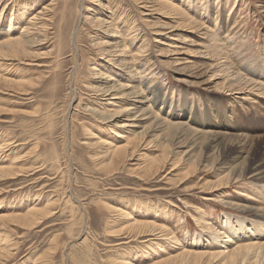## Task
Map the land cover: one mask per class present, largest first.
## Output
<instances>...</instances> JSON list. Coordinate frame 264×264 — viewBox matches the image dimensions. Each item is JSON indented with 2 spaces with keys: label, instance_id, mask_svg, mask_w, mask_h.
<instances>
[{
  "label": "rangeland",
  "instance_id": "rangeland-1",
  "mask_svg": "<svg viewBox=\"0 0 264 264\" xmlns=\"http://www.w3.org/2000/svg\"><path fill=\"white\" fill-rule=\"evenodd\" d=\"M51 1L0 0V11H2L0 41L3 38L1 34L8 29L11 16L17 21V24H15L16 21L14 24L12 22L11 27L13 28L14 26V29L19 31V20L23 18V22H26L33 12H40L41 8L50 4ZM73 1V4L71 2L70 4L62 5L59 0V5L56 4L53 30L48 31V40L39 38L40 41L33 46L38 53L36 61L30 62L27 60L17 65L16 62L0 58V75L7 72L6 77L15 81L21 80V76H23V80L34 82V85L27 87L29 94L18 100H14L16 99L15 97L0 94V112L2 113L0 115V140L2 138H10L13 142H11L13 146L10 152H15L19 157H23L24 154L28 156V153L31 154L33 151V155L28 156L30 160L25 166L28 165V168L31 166V169L36 166L39 167V170L24 174L18 180L0 183V213H12L17 209L23 211L28 205L36 202L37 199L39 200L37 203L40 204L41 202V206H44L43 204L46 203L49 195L58 201V207L54 205V210L52 209L54 214L44 220L45 223H43L44 221L39 223L37 228L29 230L20 226L0 227V243L5 245L4 240L1 239L4 236L6 237L5 239L11 240L10 244L13 243L14 245L10 253L12 255L9 259L7 258L3 262L0 261V264H33L32 261L36 258L44 257L45 254H48L44 257L48 264H112L110 261L117 259L130 262L131 264H151L150 260L156 258L157 254L159 255L164 250L169 249V252L173 253L174 251H170V249L178 247V240L185 245V241H188L189 244L192 241L191 239L197 235H207L208 232L206 230L203 231L202 221H209L210 225H213L215 229H219L220 223L224 220V215L244 217L239 216L240 213L233 207L221 203V200L225 199L232 203H238L248 200L246 194H257L256 188L259 184L248 179L249 176L246 177L247 180L244 178L241 183H231L221 191L213 192L210 187H204V183L210 184L214 182L217 179L215 176L216 172L207 171L209 169H200L189 178L190 180L186 184L187 188H191L196 183H200L197 186L198 188L181 193L183 188H177L175 183L182 178V171L177 173L178 177L176 179L168 176L170 180L166 183L164 182L165 180H161L165 172L158 174L157 178L154 179H152L153 177H150L149 180L138 179L140 177L128 172V169L131 168H127L126 164L116 165L114 171L111 172L104 169H99L98 171L95 167V162L89 157L91 151L87 148L86 143L90 142L93 135L101 133L98 129L101 126L97 121L98 116L96 113L85 112L84 110V106L88 102L87 98H91L88 97L91 94L87 90L82 89V84L84 77L88 76L89 66L87 63L93 62L98 57L96 55V53L99 54L97 49L101 50L103 48L102 42L115 41L116 38L113 35L115 33H106L103 32L104 30H100V32L95 24H89V17L93 18L94 11L95 13H105L96 0ZM99 1L106 3L107 0ZM112 1L111 5L118 11L117 14L124 11L128 20L136 21L137 31L135 28L129 33L130 36L134 33L133 35L137 38L138 42L133 39L136 42V46L141 44L143 40L147 41V45L149 44L147 57L149 61L147 64L150 66L149 71L153 72L154 75H148L147 80L149 79L148 81L151 83L150 87H155L159 90L162 97L161 100L167 99L172 106H176V110L172 109L174 112L181 113L184 110L189 111L191 109V111L194 110L193 113L196 115L206 116V125L221 116L220 111L223 107L232 108L236 112L238 117L236 119L239 124L249 133L248 137L254 140L252 148L254 149L255 159L263 157V78H253L257 79V82L260 81L257 84L259 88L257 87L256 90V87L252 85L249 87L238 86L232 83L234 80H231V78H229L228 83L224 82L222 75L217 70L209 72V75H204V68L208 67L207 69H209V64L215 65L214 62L209 61L210 51L206 54L208 49L201 47L203 42L204 45L208 44L207 32L205 33L206 35H200L197 28H195V31V29H191L184 22L183 17L175 16L174 13L165 10L157 11L161 9L159 6L154 7L156 10L153 11L154 15L151 19L143 21V17L140 15L142 10L138 9L131 0ZM166 1L178 2L180 5L184 4V8L186 6V3H182L181 0ZM191 3L190 10L192 12H188L189 16H193L194 19L196 17L195 13H201L199 8H201L200 3H203V16L210 19L209 22L206 19H203V21L205 24L207 23V26H210L216 36V40H218L214 42L215 45H210L213 41L208 44L209 46H214L213 48L217 50L214 53L212 51L211 54L217 55L216 52L225 53L229 57V64L231 63L233 69L242 71L241 73L246 76L254 72L262 73L264 71V13L261 11L264 9V0H191ZM70 8H78L76 12L74 11L75 13L73 12L74 15H77L74 17L75 20L69 19ZM23 10L26 13L29 12L25 17L21 15ZM156 17L160 18V20H155ZM87 18L88 20H86ZM211 19L218 22L215 28V22H212ZM145 22H149L147 23L149 26H146ZM150 22H155L157 24L155 25L156 27L154 25L150 26ZM226 24L229 25L228 28H225ZM233 25H235V28ZM168 26H178L180 29L171 32L167 29ZM226 29H230V33L236 34L234 38L230 33H226ZM61 30H68V45L70 43V47H64L62 50L59 45V41L63 39L62 33L60 34ZM73 31L78 36H75ZM156 31L159 33L158 36L155 34ZM61 35L62 37L60 38ZM119 35L121 36V34ZM230 37L233 39L228 42L231 39ZM154 39L157 42L154 43ZM168 42L171 44L177 42V45L175 44L177 49L181 48L176 52L178 54L177 59H179L177 64L184 66L183 59H187L186 61L189 60L188 62L191 63L184 66L185 71L182 72L183 74L180 77L170 68L171 66L167 67L163 63L164 60H166L165 63L171 62L168 59L169 57H165L169 53H165L164 57L162 56L165 50L173 49L165 46ZM96 43L99 44L95 45ZM220 46L224 47V49ZM69 51H74L73 60H71L72 53H69ZM193 61L198 63L195 64ZM23 64H28V66ZM36 64H39V67H36ZM73 65H77L78 69L81 67L80 77L83 79H76L72 84L69 82L67 75L72 71ZM55 66L56 73L49 74L48 71L55 68ZM147 73L148 71H145V74ZM130 76L128 75L127 77ZM150 76L152 79L149 78ZM251 77L254 76L252 75ZM58 79L59 83L55 86L54 82L55 80L58 81ZM134 85L135 83L131 85L129 93L137 91V86L134 87ZM260 88H263L262 92L258 91L261 90ZM239 89L243 91L239 92ZM12 99L16 101V104L12 105L9 103L10 100L13 101ZM5 100L8 101L5 102ZM152 109L155 110L156 108ZM13 110L17 113H9V111ZM191 111L189 113L193 116L194 114ZM47 116H49L50 120L46 119ZM184 117L187 118L188 114L184 115ZM209 124L213 126L212 123ZM206 125H203V127L206 128ZM191 128L196 129L198 127L191 126ZM214 128L219 129L216 125ZM27 151L29 152L27 153ZM158 154L159 151L151 155L155 156ZM56 156L58 160H55ZM7 158L10 157L8 156ZM36 158L38 161L35 162L34 159ZM57 168L59 169L57 170ZM249 180L250 182H248ZM201 188H204L202 193H200ZM218 197L220 201L217 200ZM254 200L252 201L254 205L261 206L260 209L263 208L262 210H264V199L263 201ZM113 205L120 207L135 206L134 217L139 220L149 219L148 221L155 222V224L166 226L173 238L175 237L174 240H177L176 245L172 242L170 246L159 243L161 249L158 248V250L160 252L158 251L157 254L151 255L149 248H146L147 245L144 246L145 244L143 245L142 242L146 241V238L133 240L131 236L129 237L124 232L117 234V236L110 234L107 229L109 228V217H111V214L106 209V206ZM196 208H199L200 211L195 212L194 209ZM190 214L196 220H200V224H196L195 220L191 219ZM2 232L6 234L4 235ZM51 240L55 244H52ZM205 244L207 243L205 242ZM187 248L192 249L189 246Z\"/></svg>",
  "mask_w": 264,
  "mask_h": 264
},
{
  "label": "bare ground",
  "instance_id": "bare-ground-1",
  "mask_svg": "<svg viewBox=\"0 0 264 264\" xmlns=\"http://www.w3.org/2000/svg\"><path fill=\"white\" fill-rule=\"evenodd\" d=\"M60 1L62 5H67L71 2L72 4L74 3L73 0ZM111 1L112 0H107L106 3H104L103 1L100 2L99 0H96L99 7L101 6L105 13H95L94 11L93 18L89 17V24H95V26L99 28L98 31L104 30L103 32L106 33H115L113 35L116 40H108L107 42H102L103 48L101 50L97 49L99 54L96 53V55L98 57L93 60V62L90 61L87 63L89 66L88 76L84 77V82L82 84V89L87 90L91 94L88 96L91 98H87L88 102L87 105L84 106V110L85 112L96 113L98 116L97 121L101 126L98 128L99 132L101 133L93 135L90 139V142L86 143L87 148L91 151V155H89V157L92 161L95 162V167L98 169V171L99 169H104L111 172L114 171V167L116 165L126 164L127 168H131L128 169V172L140 177L138 179L149 180L150 177H153L152 179H154L157 178L156 176L158 174L165 172L164 176L161 178V180H165V183L170 180L169 178L171 176L176 179L178 177L177 173L182 171V178H180L175 183V185L177 184V188H183L181 193L198 188L197 186L200 183H196V185L192 186L191 188H187L186 184L188 180H190L189 178L196 174L200 169H209L207 171L216 172L215 176L217 179L214 182H211L210 184H207V182L204 183V187H210L213 192L221 191L223 188L228 187V185H230L231 183H241V181L244 178L246 179V177L248 176V179L255 183H258L259 185L256 188L257 194H246L248 200H245L243 202L232 203L225 199L221 200V203H225V205L233 207L240 213L239 216L244 217L224 215V220L220 223L219 229H215L213 225H210L208 223L209 221L205 222V220L203 219L204 221H202V228L204 229L203 231L206 230L208 234L205 236L197 235L196 237H193L191 239V243L189 244L188 241H185L186 247L185 245H183L182 241L178 240V247H173L172 249H170V251H174L173 253L169 252V249H166V251L164 250V252L159 253V255L157 254V252L159 251L158 248H160L159 243L167 244L170 246L172 243L175 244L177 240H174L175 237L173 238L172 234L169 233V229L166 226L155 224V222L153 223L152 221H148L149 219L139 220L137 219V217H134L133 213L136 211L135 206H126L127 208L114 205L106 206V209L111 214V217H109L110 221L107 231L110 234H114L115 236H117V234L119 233H127L133 240H143L144 238H146V241H142L143 245H147L146 248H149L151 255L157 254L156 258H152L150 260L151 264H264V210H262L263 208L260 209L261 206H255L252 202L255 201L254 199H256V201H263L264 199V156L259 159H255L254 149L252 148L254 140L248 137L249 133L241 124H239L236 119L238 118L236 112L232 110V108L223 107L220 111L221 116L217 117L218 121L215 119L214 122H209L213 124L212 126L209 123H207V125L205 124V120H207L206 116L196 115L195 113H193L194 110L191 111V109L189 111L194 114L193 116L187 110H184L181 113L174 112L172 109L176 110V106H172L170 101H167V99L161 100L162 97L159 90L155 87H150L151 83L148 81L149 79L147 80L148 75H154L153 72L149 71L150 66H148L147 64L149 61V59H147L149 44L147 45V41L143 40L141 44L136 46L135 41H137V38L133 35L134 33L132 34V36L129 35L130 31H132L133 29L136 28L137 31L138 26L136 24V21L128 20L127 14L124 11L123 13L117 14L118 11L112 7ZM131 1L138 9L142 10L140 11V15L143 17V21L151 19L154 15L153 11L156 10L154 9V7L159 6L161 9H158L157 11L165 10L167 12L169 11L171 13H174L175 16L179 15L183 17L182 19L184 20V22L187 23L191 29L197 28L200 35H206L205 33L207 32L206 37L209 39L207 40L208 44L213 41L210 45H215L214 42L218 41L216 40V36L210 26H207V23L205 24V22L203 21V19H206L208 22L210 21L209 18L203 16V3H200L201 8H199V10L201 9V13H195L196 17L194 16L195 18L193 19V16L188 15V12H192V10H190V6L192 5L191 0H181L182 3H186L187 7L185 6V8L184 4L180 5L178 4V2H168L166 0ZM58 2L59 0H52L50 4L41 8L40 12H33L28 17V20L26 22H23V18L19 20V31H16L14 29V26L13 28L11 27L12 22L14 24L16 21L15 18L11 16L9 19L7 31L1 34V36L3 35V38L0 41V58L16 62L17 65L27 60L30 62L36 61L38 59V53L36 52V50H34L33 46L40 41L39 38L48 40L47 38L49 34L47 33L48 31L53 30L52 27L54 11L55 6L59 5ZM260 2L262 3V1ZM77 9L78 8H70L69 19L75 20L74 17H76L77 15H74V13ZM261 11H263L264 13V9ZM25 13L26 12H24L23 10L21 14L23 15L22 17H25L29 12L26 14ZM1 14L2 11H0V20ZM86 20H88V18ZM155 20H160V18L156 17ZM211 21L215 22V28L218 24L217 20L211 19ZM145 23L146 26H149V24H147L149 22ZM150 23V26L157 25L155 24V22ZM15 24H17V21ZM228 26L229 25L226 24L225 28H228ZM233 27L235 28V25H233ZM167 29L172 32L177 31L178 29H180V27L168 26ZM225 31L228 34L230 33V29H226ZM61 33L63 35V39L59 41V45L62 50L64 47H70V43L68 45V30H61L60 34ZM74 33L76 36V32ZM119 34H121V36ZM155 34L158 36V31H156ZM230 34L233 35V38L236 35L235 33ZM62 35L60 36V38L62 37ZM57 37L59 36L57 35ZM233 38L228 40V42H230ZM133 39H135V41ZM167 39H169V37H167ZM153 41L154 43L157 42L156 39H154ZM177 42L172 44L168 42V44H166L165 46L168 48L171 47L173 49L165 50L162 56L164 57L165 53H169V55L165 57H169L168 59L171 60V62L165 63L166 60L163 59V63L164 65H167V67L171 66L170 68L173 69L174 72H176V74L180 77V75L183 74L182 72L185 71L184 66L191 63L188 62L189 60L186 61L187 59H183L184 66L177 64V62H179V59H177L178 54L176 52L181 49L180 47L179 49H177ZM98 44L99 43H96L95 45ZM208 44L204 45L203 42V45L201 43V47L206 50L208 49L206 54H208V51H210L209 61L214 62L215 65L209 64V69H207L208 67L204 68L203 66L205 71L204 75L217 70V72L222 75V80L224 82L228 83L229 78H231V80H234V82L232 83H235L238 86L244 85V87H249L252 85L253 87H256V90L257 87L259 88V85L257 84H259L260 81L257 82V79L255 80L253 78H263L264 80V71H262V73L254 72L251 75L249 74L250 77L243 75L241 73L242 71L233 69L231 63L229 64V57L226 56L225 53L220 54L219 52H216L217 55L211 54L212 51L214 53L217 50L213 48L214 46H209ZM221 48L224 49V47ZM219 51L221 52V50ZM187 52L189 51L187 50ZM69 53H72L71 60H73L75 56L74 51H69ZM10 65L12 66L11 63ZM23 65L28 66V64ZM36 67H39V64H36ZM55 69L56 66L55 68H52L50 71H48V73H56ZM71 69L72 71L67 75L69 82L73 84L76 79H83L80 77L81 67L78 69L77 65H73ZM145 71H148V73L145 74ZM126 75L131 76L127 77ZM252 75L254 77H251ZM6 76L7 72H5V74L3 75H0V94L15 97L16 99L14 100H18L25 95L27 96L29 94L27 87L34 85V82L32 81L23 80V76H21V80L17 81ZM149 78L152 79L151 76ZM58 83L59 79L58 81L55 80L54 85L56 86ZM134 83V87L137 86V91L129 93L131 85ZM55 86L53 87L55 88ZM223 87L225 88V86ZM262 90L263 88L258 91L262 92ZM238 91L240 92L243 90L239 89ZM14 100H10L9 103H11L12 105L16 104V101ZM6 101L8 100H5V102ZM152 108L156 109L154 110ZM9 113L14 114L17 112L13 110L9 111ZM1 114L2 113L0 112V115ZM186 114H188V117L183 118V116H186ZM49 116H47L46 119H49ZM203 125H206V128H204ZM215 125L218 126L219 129L214 128ZM191 126L198 128L192 129ZM11 142L12 141L10 138H2L0 140V183L8 182L10 180H18L24 174L39 170V167L37 166H33L35 168L31 169L30 163V169L27 167L28 165L25 166L28 160H30L28 156L30 157L33 151L31 152V154L28 153L29 151H27V153L29 154L28 156L24 154L23 157H19L15 154V152H10L13 146V142ZM158 151V155H151ZM136 154L138 155L136 156ZM8 156L10 158H7ZM56 159L58 160L57 156L55 157V160ZM34 161H38L37 158L34 159ZM181 162L182 164H180ZM167 167L170 169H168ZM58 169L59 168H57V170ZM166 169L168 170L166 171ZM250 180L248 182H250ZM203 189H200V193H202ZM205 198L207 199V197ZM53 199L54 197L49 195L46 203L43 204L44 206H41V202L40 204L37 203L39 202V200L37 199L36 202L28 205L23 211H19L20 209H17L14 210L17 213H0V227L20 226L24 229L29 230L35 227L37 228V225L39 223L48 219L54 214L53 206L57 205L58 201L57 199ZM217 200L220 201V198L218 197ZM194 210L195 212L200 211L199 208H196ZM190 217L192 220H195L194 222H196V224H200V220H196L192 214H190ZM43 223H45V221ZM2 233L4 234V232ZM3 237L1 239L4 240L2 241L5 243V245L0 243L2 245H0V261L2 262L7 258L9 259V257L12 255L10 253L13 248L12 246H14L13 243H11L12 245L10 244L11 240L9 241V239L7 240L5 239L6 237ZM205 242L207 244H205ZM51 246L53 247V245ZM188 246L192 249L187 248ZM44 257L36 258L35 260L33 258V264H48V261H46ZM110 262L112 264H131L130 262H126L121 259L111 260Z\"/></svg>",
  "mask_w": 264,
  "mask_h": 264
}]
</instances>
